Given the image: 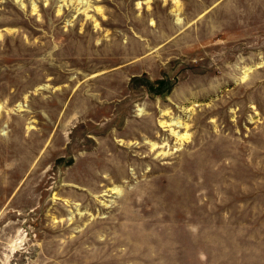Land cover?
I'll use <instances>...</instances> for the list:
<instances>
[{
	"label": "rangeland",
	"instance_id": "obj_1",
	"mask_svg": "<svg viewBox=\"0 0 264 264\" xmlns=\"http://www.w3.org/2000/svg\"><path fill=\"white\" fill-rule=\"evenodd\" d=\"M0 264H264V0H0Z\"/></svg>",
	"mask_w": 264,
	"mask_h": 264
},
{
	"label": "trees",
	"instance_id": "obj_2",
	"mask_svg": "<svg viewBox=\"0 0 264 264\" xmlns=\"http://www.w3.org/2000/svg\"><path fill=\"white\" fill-rule=\"evenodd\" d=\"M156 83L158 84L159 89L155 88L154 83L148 86V88L151 89L152 92L154 91V92H157L158 94H163L164 92L168 93L171 91V88L166 89L168 86L167 81L160 80V81H157Z\"/></svg>",
	"mask_w": 264,
	"mask_h": 264
}]
</instances>
